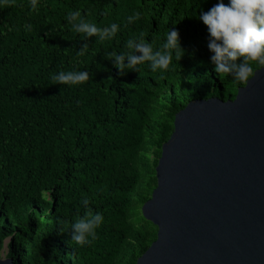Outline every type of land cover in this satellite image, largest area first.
I'll return each instance as SVG.
<instances>
[{
    "label": "trees",
    "instance_id": "obj_1",
    "mask_svg": "<svg viewBox=\"0 0 264 264\" xmlns=\"http://www.w3.org/2000/svg\"><path fill=\"white\" fill-rule=\"evenodd\" d=\"M218 2L37 0L33 9L31 0H0V255L13 264H135L156 240L141 207L156 187L176 113L194 100H232L245 85L220 77L210 59L199 16ZM77 10L85 22L115 23L118 32L85 38L67 22ZM134 12L141 18L128 23ZM170 30L183 52L166 71L144 62L119 74L105 59L127 52V41L142 33L160 50ZM61 71H87L89 80L54 83ZM85 198L103 222L88 243L70 245Z\"/></svg>",
    "mask_w": 264,
    "mask_h": 264
},
{
    "label": "water",
    "instance_id": "obj_2",
    "mask_svg": "<svg viewBox=\"0 0 264 264\" xmlns=\"http://www.w3.org/2000/svg\"><path fill=\"white\" fill-rule=\"evenodd\" d=\"M155 177L141 213L156 240L135 264H264V66L232 100L176 113Z\"/></svg>",
    "mask_w": 264,
    "mask_h": 264
},
{
    "label": "clouds",
    "instance_id": "obj_3",
    "mask_svg": "<svg viewBox=\"0 0 264 264\" xmlns=\"http://www.w3.org/2000/svg\"><path fill=\"white\" fill-rule=\"evenodd\" d=\"M7 3V0H4ZM37 0H31V7L36 8ZM141 18L140 12H134L127 18L132 23ZM199 19L206 26L209 34L208 49L213 55L211 61L215 64L214 71L220 77L231 75L236 82H247L252 75L253 67L264 66V0H229L227 4L219 0L207 12H203ZM67 22L77 33L85 38L97 37L99 41L113 38L119 30V26L112 23L108 27L100 28L95 24L85 22L81 17V11L69 12ZM26 28L31 30V25ZM146 33L139 38L129 39L126 43L127 52L117 55L109 53L105 59L113 62L119 74L132 71L136 66L144 62H150L152 72L166 71L172 63L173 54L177 50L182 51L179 42V33L170 30L160 50H153L151 43L145 39ZM85 43L78 51V55H84L88 50ZM183 52V51H182ZM139 53V55H137ZM181 58L177 54V61ZM240 61L237 63V61ZM57 84L78 85L89 80L87 71H61L52 76ZM85 206L83 218H78L71 224L70 245L83 246L89 242L88 238H95V230L100 227L103 217L100 213L93 214L88 207L89 200L82 201ZM62 227H67L62 222Z\"/></svg>",
    "mask_w": 264,
    "mask_h": 264
},
{
    "label": "rangeland",
    "instance_id": "obj_4",
    "mask_svg": "<svg viewBox=\"0 0 264 264\" xmlns=\"http://www.w3.org/2000/svg\"><path fill=\"white\" fill-rule=\"evenodd\" d=\"M0 258H3V259H5V258L3 257V255H2V254L0 255Z\"/></svg>",
    "mask_w": 264,
    "mask_h": 264
}]
</instances>
